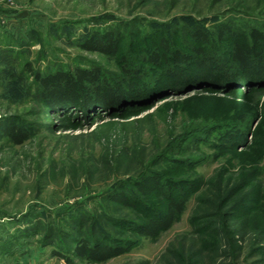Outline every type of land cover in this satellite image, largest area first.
Here are the masks:
<instances>
[{"label":"rangeland","instance_id":"rangeland-1","mask_svg":"<svg viewBox=\"0 0 264 264\" xmlns=\"http://www.w3.org/2000/svg\"><path fill=\"white\" fill-rule=\"evenodd\" d=\"M219 23L238 34L263 28L264 0H0V120L24 121L32 129L23 144L0 136V264H69L43 235L59 226L65 245L73 246L82 229L75 218L94 239H106L102 227L139 243L105 262L74 257V264H264V80L221 89L200 82L190 90L170 89L159 101L141 93L85 115L79 108L50 109L26 69L27 63L44 73L97 68L103 81L124 90L140 79L144 84L131 89L136 92L175 69L153 65L150 54L173 61L171 50L195 46L190 31L206 27L217 36ZM94 29L118 34L115 55L80 47ZM240 40L228 33L219 46L196 56L212 55V68L215 55L234 67L223 54ZM127 69L133 77L125 82ZM248 119L249 138L232 151L222 153L214 139L186 140ZM192 159L199 162L189 169ZM148 171L200 185L180 221L155 239L138 238L114 222L112 217L141 216L104 199L122 181ZM150 201L164 204L162 197ZM29 218L40 222L35 235L23 234ZM237 228L241 233L233 232Z\"/></svg>","mask_w":264,"mask_h":264},{"label":"trees","instance_id":"trees-1","mask_svg":"<svg viewBox=\"0 0 264 264\" xmlns=\"http://www.w3.org/2000/svg\"><path fill=\"white\" fill-rule=\"evenodd\" d=\"M216 29L217 36L213 32L214 30L212 31L206 27H196L190 31V38L195 41V46L191 48V51H182L176 48L171 50V58L169 59L173 61L165 59L164 55L162 56L158 52L150 54L148 62L153 65H162V62H164L171 64L175 69L168 70L162 80L152 79L148 83L150 87L142 90L137 88L136 92H132L131 89L134 85L144 84L140 79L126 83V86L127 84L129 86L126 89L129 91L126 92L120 85L114 87L108 84L107 81H103L100 70L97 68L89 69L77 66L75 69H57L44 73L32 70V65L27 63L26 69L33 74L37 82V93H39L42 102L50 109L72 112L79 108L86 113L85 115L103 107L111 110L112 105L125 103L133 97L140 96L141 93L145 94L142 95L144 97L146 95L157 96L156 101H159L164 98V94L170 89L187 88L190 90L201 86L200 82L213 81L215 88L221 89L230 83L242 85V83L248 82L252 85L258 81H263L264 27H252L248 29L249 31L241 32L242 34H238V30L236 31L235 27L225 23H219ZM228 33H231L234 37L241 38L240 42L231 46V50L227 51V47H223L227 51L223 55L227 56V60L233 63L234 67H226L224 59L215 55L214 60H217V63L214 65V69L212 68L214 63H208L212 55H207L206 58L196 56L205 54L206 46H219V43L222 42V39ZM79 45L85 51L115 55L119 48V37L114 31L105 32L100 29H94L87 34ZM162 47L168 48L167 39L164 40ZM214 60L212 59L211 61L214 62ZM219 72L222 73L220 74ZM216 73H219L221 78L216 79ZM131 76L132 72L130 73L127 69L125 82ZM127 110L130 111L132 109ZM4 122H6L4 119L0 120V136L6 137L13 144H23L30 138L32 129L28 123L20 120L17 123L4 124ZM252 122L251 119H248L245 122L231 123L228 126L220 125L208 134L205 132L204 137L193 134L186 140L192 139V141L195 140L199 143L209 142L210 139H214L218 141L215 146L222 153L224 151L229 152L248 140L250 134L249 126ZM198 162V160L192 159L187 166L189 169L193 168ZM199 190L200 185L196 180L177 181L166 179L159 171H151L150 173L148 171L139 175L136 179L122 181L120 187L111 190L105 195L104 199L134 210L141 216L139 219L112 217L114 222L127 227L126 229H130L138 238L155 239L162 232L169 230L176 222L180 221L187 209L188 201ZM218 191L220 190L217 189L216 194L214 193L217 199L220 196ZM152 197H162L164 204L150 201ZM211 207L215 208L213 204H211ZM82 212L83 214L87 213L86 211ZM72 218L74 219L75 217ZM75 220L79 223L78 228L82 229L78 231L80 236L75 238L74 245L71 247L65 245V236L60 234L61 228L59 226L49 227L46 231L47 233L43 235L44 238L50 239L49 242L47 241L48 244L55 246V255L62 257L69 264H74V257L91 263L105 262L128 252L139 243V239L123 240L118 237H112L102 227V233H100L103 236L105 235L106 239H94L91 234L85 233L81 218H75ZM28 222V226L23 229L24 235H35L40 232V222L32 223L31 218H29ZM56 229H58L59 233L56 232ZM221 230L219 231L222 232ZM233 232L241 233L239 228Z\"/></svg>","mask_w":264,"mask_h":264}]
</instances>
